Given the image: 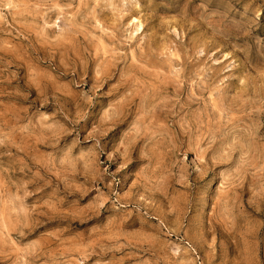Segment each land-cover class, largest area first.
Segmentation results:
<instances>
[{
	"label": "rangeland",
	"instance_id": "obj_1",
	"mask_svg": "<svg viewBox=\"0 0 264 264\" xmlns=\"http://www.w3.org/2000/svg\"><path fill=\"white\" fill-rule=\"evenodd\" d=\"M0 264H264V0H0Z\"/></svg>",
	"mask_w": 264,
	"mask_h": 264
}]
</instances>
